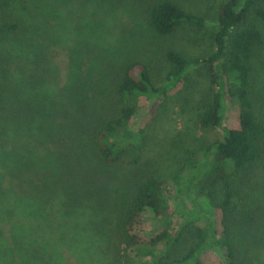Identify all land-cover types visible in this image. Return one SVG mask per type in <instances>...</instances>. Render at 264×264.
I'll return each mask as SVG.
<instances>
[{"label":"trees","instance_id":"16d2710c","mask_svg":"<svg viewBox=\"0 0 264 264\" xmlns=\"http://www.w3.org/2000/svg\"><path fill=\"white\" fill-rule=\"evenodd\" d=\"M53 3L60 0H0V231L21 235L25 247L15 249L18 261L0 254V264H213L208 255L219 250L225 264H248L243 246H264V202H249L242 189H253V171L264 165V0L222 2L207 53L188 57L166 44L161 81L145 62L126 59L125 32L97 52L82 26L64 43L66 20L53 15ZM145 3L156 37L211 26L180 0ZM61 43L71 51L64 80L52 55ZM120 59L114 105L99 111V81ZM201 70L209 90L196 99L192 77ZM173 92L187 93L179 107L188 113L192 104L183 114L192 133L222 137H197L193 155L169 176L142 154L125 173L128 151L155 139L149 133L164 108L144 101ZM234 103L238 124L227 125ZM146 116L148 127H139ZM168 187L180 195L171 203Z\"/></svg>","mask_w":264,"mask_h":264},{"label":"rangeland","instance_id":"374dc122","mask_svg":"<svg viewBox=\"0 0 264 264\" xmlns=\"http://www.w3.org/2000/svg\"><path fill=\"white\" fill-rule=\"evenodd\" d=\"M147 1V0H146ZM145 0H60V4L55 6L56 11L53 15L58 21L66 20L65 29L68 30V35L64 39V43H71L75 37H77V30L82 26L86 35L87 41H89L90 49L94 52L101 51L105 47H109L114 43H117L122 33H126L128 36V48L122 53H126V59L128 61L140 60L148 65L154 79L161 81L168 73L169 65L163 55L165 45H175L177 49L182 50L188 57L197 56L203 52H208L213 47V33L216 30V12L219 5L227 0H180L187 5V8L193 12L205 15L211 22V26L205 29H197L195 27H189V32L179 36H173L165 40L161 37H156L148 33L145 26V18L147 17V8ZM47 13L50 9L43 10ZM264 29V23L261 26ZM137 31V32H135ZM135 32V33H133ZM134 39V41H133ZM167 41V42H166ZM52 55L56 61L59 70L64 80L65 75L68 72V65L70 61V48L62 46V43L52 47ZM264 55V54H263ZM264 60V56L262 57ZM125 59V58H123ZM120 59L114 63H110L106 66L105 73L102 77V81H99L98 94L100 97V109H108L113 107L114 103V82L115 76L119 69V66L125 61ZM104 68V69H105ZM204 70L197 71L193 77L198 81V85L192 88L193 95L196 99L200 98L203 94H206L209 90V81L205 76ZM184 89V88H182ZM180 89V90H182ZM196 92V94H195ZM174 93V92H173ZM187 93H174L169 98L144 101V105L151 108L155 102L159 105L164 103V108L161 109V115L157 124L156 130H150L149 136L154 137V140H150L147 147L140 149L141 152L135 149H130L127 154L126 163H124L122 170L126 173L128 169L133 167L131 161L137 156L142 154L143 157H152L159 161L162 168V173L165 176H169L177 171L183 162L184 158H187L194 153V149L198 143L197 137L203 134L206 137H222L221 132H207L196 134L192 133L188 125L185 123L188 117L184 116L191 112L192 104H189V112H182L179 107L182 104H186ZM197 96V97H196ZM166 104V105H165ZM159 106L156 109V115H158ZM237 105L234 103L231 105L227 118V125H237ZM150 116H146L143 120H139L138 126L147 128L148 122L151 121ZM148 120V121H147ZM136 127V126H135ZM132 129V126L130 127ZM150 128V127H149ZM192 128L195 129L193 126ZM133 130V129H132ZM128 135L131 130L125 131ZM187 133V135H186ZM207 134V135H206ZM186 135V137H184ZM6 136L0 129V137ZM148 155V156H146ZM250 185L253 189H245L251 194V200L264 202V165H259L251 177ZM179 194L172 188L168 187L165 197L173 202L175 198H179ZM246 197V196H245ZM243 201L236 200V203L241 205ZM260 204V203H259ZM211 216L215 219L218 229L222 227V212L219 208L211 211ZM153 222L147 221L146 227H151ZM146 236L147 233L144 232ZM148 238V235L146 236ZM19 247H24V240L21 235L11 236L9 231H0V254L10 255L15 261H18L20 255L15 250ZM159 249L163 246L160 244ZM244 255L243 260L248 264H264V246L254 247V253L248 249L247 246H243ZM223 252L218 251L217 254H209V258L213 264H225ZM136 264H142L138 257H135Z\"/></svg>","mask_w":264,"mask_h":264}]
</instances>
